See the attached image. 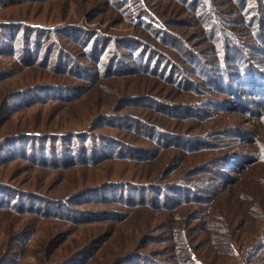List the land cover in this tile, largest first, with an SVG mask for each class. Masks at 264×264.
I'll return each instance as SVG.
<instances>
[{"label":"trees","instance_id":"1","mask_svg":"<svg viewBox=\"0 0 264 264\" xmlns=\"http://www.w3.org/2000/svg\"><path fill=\"white\" fill-rule=\"evenodd\" d=\"M71 1L0 0V264H264V0Z\"/></svg>","mask_w":264,"mask_h":264},{"label":"rangeland","instance_id":"2","mask_svg":"<svg viewBox=\"0 0 264 264\" xmlns=\"http://www.w3.org/2000/svg\"><path fill=\"white\" fill-rule=\"evenodd\" d=\"M67 2V7H68V19H65L66 22H75L76 24H80L82 20H86L83 19L82 17H79V15H77V12L75 11V5H73V2L70 0H66ZM69 4V6H68ZM61 5V2H60ZM3 12V10H0V14ZM81 19V21H80ZM80 21V22H79ZM79 22V23H78ZM86 22V21H83ZM99 22V21H98ZM97 21L95 22H91L89 26L90 28L92 27H96V26H100L102 22L98 23ZM0 23H12V22H8L5 20H1L0 19ZM63 22L57 23L55 25H53L52 23H48L50 25H41L43 27H47V28H55L58 26H62ZM108 23V21L106 22ZM8 90L7 87L3 88V86L1 87V91H5ZM92 97H95V95L93 94ZM233 101V100H232ZM234 106H236V103H232ZM80 115L78 111L76 110H70V111H66V109L59 111L58 109H56L55 107L46 104V105H42V106H34L31 107L29 109H27L25 112L21 113V114H14V116L12 118H10V120L8 121L7 124H19L20 127H24V128H28V129H32L34 128V126H38L39 128H49L50 132H56L57 130H62V128H60L59 124L63 123L68 125L73 118H75L76 114ZM81 116V115H80ZM70 121V122H68ZM14 128V127H11ZM164 163L163 159H160L158 162L156 163H152L150 164L152 167L155 168H160L159 166H161ZM102 171H100V174L103 175L104 174V170L101 169ZM99 171V170H98ZM69 175V174H68ZM83 174L78 172V173H73V175H69L68 176V181L72 180L73 178H75V182H79L80 179H82ZM55 178V174L54 173H50L47 176H43L42 180L43 181H47L49 179H54ZM144 215L141 216V218H144L146 214L150 213L148 210L143 212ZM154 216L156 215L157 218H159V216L156 214V212H154ZM1 214V225H3V216L8 217L9 219H13V216H7L4 215V213H0ZM136 217L139 219V216L136 214ZM130 218V217H129ZM128 219V218H127ZM126 219V220H127ZM140 221V219L138 220ZM18 222L21 223V220H18ZM131 225H135L132 224L131 221H128L127 223H125L123 226L124 228H120L119 230H111L112 233H110L111 239L112 241H108V242H116V245H113L112 247V251L116 252L117 248L116 246L119 247V244L123 243V240H125L126 238H128L131 235V231L127 230L126 227H130ZM1 228V227H0ZM138 228L141 229L140 227V223L138 225ZM90 230L89 228H85V229H81L79 228L78 230H76L75 233V237H74V243L73 245L76 247L79 243L80 239H83L85 237H83L86 234H89ZM92 234H94V232H92ZM34 236L32 238L31 241H34ZM107 242V243H108ZM31 245V244H30ZM66 250V244L59 248L58 251L60 252H64L65 253ZM105 262V261H101ZM18 264H35V261L33 259V257L30 256V253L27 255L26 258H23ZM232 264H234V262H232Z\"/></svg>","mask_w":264,"mask_h":264}]
</instances>
